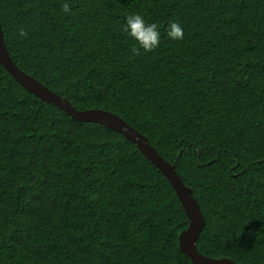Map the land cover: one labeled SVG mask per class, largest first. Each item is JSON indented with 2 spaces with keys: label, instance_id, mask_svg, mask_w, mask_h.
Masks as SVG:
<instances>
[{
  "label": "trees",
  "instance_id": "1",
  "mask_svg": "<svg viewBox=\"0 0 264 264\" xmlns=\"http://www.w3.org/2000/svg\"><path fill=\"white\" fill-rule=\"evenodd\" d=\"M64 2L0 0L17 67L79 110L117 114L175 164L206 222L200 253L264 264V0ZM136 12L161 32L150 52L123 31ZM188 225L134 142L0 63V264H193L179 246Z\"/></svg>",
  "mask_w": 264,
  "mask_h": 264
},
{
  "label": "water",
  "instance_id": "2",
  "mask_svg": "<svg viewBox=\"0 0 264 264\" xmlns=\"http://www.w3.org/2000/svg\"><path fill=\"white\" fill-rule=\"evenodd\" d=\"M0 63L27 91L44 102L55 105L74 120L103 125L123 134L128 140L137 145L139 151L163 173L181 201L189 219V225L179 235V246L193 264H237L229 258H212L198 251L197 241L206 225L201 208L192 196L191 188L187 187L178 175L175 164L165 160L143 134L133 128L123 118L108 110L99 108L79 110L75 108L67 99L46 87L32 75L19 69L7 50L1 25ZM181 154L182 150H180L178 157Z\"/></svg>",
  "mask_w": 264,
  "mask_h": 264
},
{
  "label": "clouds",
  "instance_id": "3",
  "mask_svg": "<svg viewBox=\"0 0 264 264\" xmlns=\"http://www.w3.org/2000/svg\"><path fill=\"white\" fill-rule=\"evenodd\" d=\"M61 9L65 13L71 11L70 5L65 0L61 5ZM123 31L126 36L146 52L156 49L161 42V32L156 23H149L145 17L139 13H131L125 17L123 23ZM20 36H26L27 33L23 28L19 30ZM167 37L174 42L182 41L185 37V32L181 24L177 22H170L166 29ZM134 51L138 49L134 48Z\"/></svg>",
  "mask_w": 264,
  "mask_h": 264
}]
</instances>
